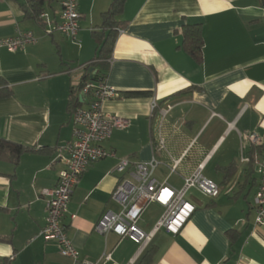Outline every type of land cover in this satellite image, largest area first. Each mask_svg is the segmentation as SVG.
I'll return each instance as SVG.
<instances>
[{
    "label": "crops",
    "instance_id": "crops-1",
    "mask_svg": "<svg viewBox=\"0 0 264 264\" xmlns=\"http://www.w3.org/2000/svg\"><path fill=\"white\" fill-rule=\"evenodd\" d=\"M27 1L0 0V40L20 32L37 39L16 52L0 48V76L12 91L0 99V138L29 149L16 165L0 160V264H140L149 249L151 264H264V226L254 222L264 162V0H127L104 73L94 66V33L112 0L78 1L75 41L47 34L40 17L25 15ZM33 1L42 2L53 25L61 23L62 0ZM193 24H202L201 62L181 47L183 27ZM88 72L104 75L119 94L103 110L131 125L102 144L115 157L91 164L73 192L64 223L80 252L74 262L39 233L44 192L57 186L68 159L61 148L73 139L72 91L83 108L89 105L78 91ZM120 159H156L155 179L175 189L202 168L220 195L192 191L187 198L196 210L181 232L161 231L145 248L100 235L101 216L120 210L112 198ZM163 213L151 204L140 229L152 231Z\"/></svg>",
    "mask_w": 264,
    "mask_h": 264
},
{
    "label": "built area",
    "instance_id": "built-area-1",
    "mask_svg": "<svg viewBox=\"0 0 264 264\" xmlns=\"http://www.w3.org/2000/svg\"><path fill=\"white\" fill-rule=\"evenodd\" d=\"M79 0H62L61 23L53 25L46 13L40 18L48 28L47 34L58 31L72 40H76L80 31L81 15L78 10ZM37 39L32 33H18V35L0 40V48H7L11 52L24 49L34 44ZM89 99L87 108H78L73 114V139L66 144L62 151L68 154L66 169L62 171L57 186L44 192L46 200V224L39 233L47 242L54 243L63 257L78 262L80 252L73 245L68 226L64 218L69 211V203L73 192L88 167L100 160L114 158L115 153L105 149L102 144L108 141L116 130H126L131 122L127 118L107 113L103 110V103L118 97V92L107 85L105 81L89 82L82 91ZM156 106L153 105V111ZM257 141L255 135L248 137ZM249 162V159H243ZM159 161L133 162L120 159L115 172L121 175L118 186L112 195L120 210H107L95 226L100 235L114 233L121 238H129L142 248L147 247L154 236L165 231L177 235L191 219L196 206L188 200L192 191L217 198L220 186L206 178L199 168L193 175L184 180L180 189H175L167 183H160L155 179V172ZM151 204H158L164 208V213L152 231L146 233L139 227V222ZM255 224L264 226V162L260 167V185L254 199ZM75 218L74 215L71 216Z\"/></svg>",
    "mask_w": 264,
    "mask_h": 264
},
{
    "label": "trees",
    "instance_id": "trees-1",
    "mask_svg": "<svg viewBox=\"0 0 264 264\" xmlns=\"http://www.w3.org/2000/svg\"><path fill=\"white\" fill-rule=\"evenodd\" d=\"M127 0H112L111 6L103 15L102 31L95 32L97 42V57L94 66L98 67L99 73H104L109 69L108 60L114 51V45L117 39V29L122 23L117 20L118 16L123 12ZM23 11L27 17L37 18L43 12L42 2L33 0L23 4ZM183 41L182 48L195 61H202L204 39L202 33V24L186 25L182 31ZM90 69V66L88 67ZM105 81L104 75L93 76L90 72L86 73L78 87V91L82 92L86 84L89 82ZM127 96H138L143 93H127ZM12 91L8 88L6 80L0 76V99L9 98ZM71 113L82 107L79 97L75 96V91L71 93ZM29 151L23 145L11 143L0 138V160L10 161L15 165L18 164L20 156ZM154 250H147L141 258L140 264H151Z\"/></svg>",
    "mask_w": 264,
    "mask_h": 264
},
{
    "label": "rangeland",
    "instance_id": "rangeland-1",
    "mask_svg": "<svg viewBox=\"0 0 264 264\" xmlns=\"http://www.w3.org/2000/svg\"><path fill=\"white\" fill-rule=\"evenodd\" d=\"M153 209L151 208V210L149 211V214H148V217L152 216L153 215Z\"/></svg>",
    "mask_w": 264,
    "mask_h": 264
},
{
    "label": "water",
    "instance_id": "water-1",
    "mask_svg": "<svg viewBox=\"0 0 264 264\" xmlns=\"http://www.w3.org/2000/svg\"><path fill=\"white\" fill-rule=\"evenodd\" d=\"M82 96H83V95H82ZM82 96H81V97H82Z\"/></svg>",
    "mask_w": 264,
    "mask_h": 264
}]
</instances>
